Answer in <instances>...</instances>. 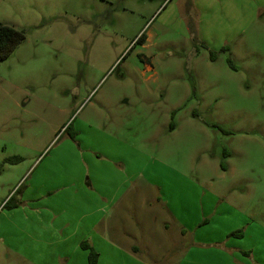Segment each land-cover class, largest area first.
Returning <instances> with one entry per match:
<instances>
[{"label": "rangeland", "instance_id": "rangeland-1", "mask_svg": "<svg viewBox=\"0 0 264 264\" xmlns=\"http://www.w3.org/2000/svg\"><path fill=\"white\" fill-rule=\"evenodd\" d=\"M0 23L25 31L0 63V162L22 158L0 264H63L57 215L99 206L142 260L264 264V0H0Z\"/></svg>", "mask_w": 264, "mask_h": 264}, {"label": "crops", "instance_id": "crops-1", "mask_svg": "<svg viewBox=\"0 0 264 264\" xmlns=\"http://www.w3.org/2000/svg\"><path fill=\"white\" fill-rule=\"evenodd\" d=\"M71 136H74V139L70 140V141L73 144L77 143L78 133L76 131H72ZM69 151H70V153H73V152L75 153V158L78 157L79 154H77L76 151H74L73 149H70ZM75 161L76 160H74V162ZM124 182H125V177H122L117 182V184L110 182L109 186L104 185V187L107 189L111 188V192H112V195H109L108 194L109 189H108L106 191L105 196L113 199L114 190H119L120 187H122ZM90 183H87L86 188L92 190L93 187H97L95 185V183L93 182V180L91 181V179H90ZM57 188H55L56 191H59V188L58 189ZM84 190H85V188L80 189V194ZM96 198H97V196L94 198H91L90 200L95 201ZM35 199H36V197H35ZM35 199H33V200H35ZM83 199L84 198H81V200H83ZM98 209H100V210H98V212H96V210H95V213L93 215L82 214V216H78V218H77L78 224L75 227V229L71 230V231H68V229H69L68 224H70V223H67V222H68V219L70 221H72V219L68 215H57V216H59L58 219L62 220V221H60L58 223V225L56 226L54 233H53L54 235L57 234V236L59 238L58 240L55 239L56 243L64 244L68 241V239L70 241L71 239H73V237L78 238V240H76L77 238H75L72 241V244L70 245L72 247L71 252L66 250V251H63V253L61 254V256L64 258V261L62 263L63 264H87V262H86L87 261V254L86 253L83 255L85 258H82L81 255H79L76 259L74 258L75 255L73 256L72 253H73V250L74 251L77 250L76 249L77 247L80 248V243H82L84 241V239H87L89 237L91 239V243H90L91 247L99 254L98 264H149L147 262V260H145L149 255L147 257H145L146 254L144 253L145 254V255H143L144 260L139 258V256L137 255V253L139 251H141L140 247L143 244H145L143 237L139 238V235L138 236L135 235V236H133V243L125 244L126 240H123L122 234H119L118 231H115V229L111 228L107 231H105L103 229L101 231L98 230V226L101 223V221L103 220V215L100 214V213H102L103 209H101L100 206L98 207ZM84 219L87 221V223L85 222ZM124 232H122L124 236L132 238L131 234H129V233L125 234ZM180 233L182 235H184L185 233H187V231L180 230ZM230 233H232V232H230ZM230 233H228V235ZM241 239H237V240H241ZM81 251H83V250H81ZM145 251L148 252L150 254V256L153 255L155 259L157 256V259L154 260L151 264H157V263L159 264L160 263V261L158 260V258H159L158 254L155 253V251H152V250L148 251L147 249H145ZM247 251H249V250H247ZM167 252L169 253V251H167ZM151 253H152V255H151ZM72 256H73V258H72ZM44 264H47V263L45 262Z\"/></svg>", "mask_w": 264, "mask_h": 264}, {"label": "trees", "instance_id": "trees-1", "mask_svg": "<svg viewBox=\"0 0 264 264\" xmlns=\"http://www.w3.org/2000/svg\"><path fill=\"white\" fill-rule=\"evenodd\" d=\"M25 39V31L23 28H17L11 25L0 23V63L8 58L16 47ZM145 41V35L142 33L135 41V44H143ZM69 126L65 129V131ZM74 139V136H71ZM22 161L19 156H12L3 159L0 162V174L3 171V166L5 164L15 165ZM9 203L4 204V208L13 209L16 206H9ZM228 237H234L236 239H241L243 237V232L241 230L234 231L228 235ZM80 247L87 251V264H98L99 254L86 242H82Z\"/></svg>", "mask_w": 264, "mask_h": 264}]
</instances>
